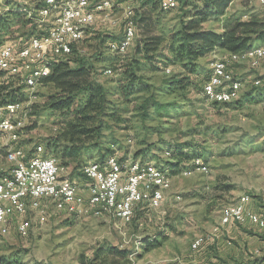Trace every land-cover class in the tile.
<instances>
[{
  "label": "rangeland",
  "instance_id": "374dc122",
  "mask_svg": "<svg viewBox=\"0 0 264 264\" xmlns=\"http://www.w3.org/2000/svg\"><path fill=\"white\" fill-rule=\"evenodd\" d=\"M0 1L6 9L0 12L7 22L6 27L0 26L3 41L0 50L6 42L18 43L31 35L39 37L43 33L38 35L44 27L34 21L28 23L30 16H39L36 8L41 2L27 7L17 0ZM147 1L116 0L106 19L98 18L85 29L83 39L74 45V52L77 58H83L93 68L97 82L107 92L106 100L120 110V121L108 122L111 129L104 131L103 147L113 145L121 161H151L162 165L168 160L164 156L172 144L181 146L183 154H187L181 157L182 166L171 170V187L165 192V201L158 210H151L145 199V203L136 208L130 224L95 209H87L79 215L70 214L63 204L51 202L47 222L36 224L27 239L14 233L0 236V258L8 259L11 264H159L175 257L189 262L198 259L201 252L191 250L193 240L208 236L219 227L225 206L241 195H249L251 208H264V89H252L257 80L264 83V59L257 65L245 59L230 63L229 69L234 75L231 77L243 85L237 96L240 99L231 106L213 104L203 97L206 95L202 84L211 72L212 63L228 58L230 52L217 48L206 53L196 60L193 72H190L193 67L184 68L180 62L169 63L173 54L168 45L183 21L180 5L164 11L160 0L154 5L142 6ZM194 2L201 5L202 0ZM155 5L156 10H153ZM18 7L23 11H18ZM129 10H132L136 23L135 37L124 54H112L108 49L111 39L106 36L113 40L122 39ZM141 16L146 18L144 23H139ZM230 17L264 21V6L258 0H232L223 15L211 17L202 23V27L221 33ZM49 24L50 21L44 26ZM155 36L165 40L157 52L161 57L154 61L156 68L151 69L148 63L141 65L138 76L142 82L136 85L137 91L125 98L119 91V79L135 57L141 40ZM251 50L262 52L264 44L255 41ZM245 53L236 55L252 57ZM138 58H142L141 55ZM182 77L188 79L183 88H169V82ZM53 91L51 85H40L32 91H25L24 99L17 100L25 106L26 113L21 115H25V124L15 141L0 129V174L6 175L12 169L7 160L10 149L21 147L30 152L43 145L46 151L44 141L58 134L59 117L43 110L47 96ZM80 100L77 98L76 104H81ZM153 101L169 106L158 109ZM6 116V112H0V120ZM141 144L147 145L149 156L137 155L134 159ZM98 152L95 151L90 158L82 155L79 166L61 163L60 177L84 184L83 167L91 161L102 162ZM46 153L61 160L54 148L47 149ZM192 153L202 156L208 170H194L182 175L181 171L189 167ZM177 195L180 200H176ZM250 227L237 225L235 228L246 232L248 237L259 236L260 242L264 240V234ZM221 239L238 245L239 239L231 238L228 233ZM112 247L126 252V256L108 254L107 250ZM244 248L248 259L245 264L264 257H257L256 248Z\"/></svg>",
  "mask_w": 264,
  "mask_h": 264
},
{
  "label": "built area",
  "instance_id": "2783aa9c",
  "mask_svg": "<svg viewBox=\"0 0 264 264\" xmlns=\"http://www.w3.org/2000/svg\"><path fill=\"white\" fill-rule=\"evenodd\" d=\"M24 6L34 2H46V9L39 16L30 19L41 28L43 39H32V35L21 42H6L0 50V91L5 82H13L14 86H24L26 91H32L40 86V80L50 73L52 60L67 59L73 53L74 45L83 39L89 20L98 11H105V19L113 9L116 0H111V10L102 9L89 13L84 9V0H17ZM93 0H91L92 5ZM264 6V0H258ZM160 7H178L177 0H160ZM6 10L1 6L0 11ZM125 30L135 32V22L132 10H129ZM50 24L44 26L45 23ZM132 41L128 40V44ZM28 44L26 55H19V46ZM112 46V54H121V48ZM241 59L251 61L254 65L264 59V50L253 57L229 53L228 58L217 59V71L212 74L213 82H203L206 89L203 96L211 103L222 105L231 102L230 96H217L214 83H223L226 87L243 86L229 85L228 77L234 76L229 69L230 63ZM219 62H226V69H219ZM46 64V73H37V65ZM168 71V70H167ZM110 72V70H107ZM264 83L253 82V87ZM264 105V103H263ZM9 112V120L0 128H5V134L13 141L17 139L18 131L24 128L26 113L22 104L15 108L0 109ZM21 116V117H20ZM169 158L170 155H165ZM7 160L12 164L11 171L0 178V236L14 233L22 239H27L35 225H43L48 219V206L51 202L63 204L68 213L79 215L87 209L112 216L124 224H130L136 208L145 203L151 210H158L165 201V192L171 187V169L151 161L125 160L119 156H108L103 162L91 161L83 167L84 184H78L69 179H62L61 164L54 156H38L37 146L30 152L21 147L8 151ZM207 165L201 156L190 160L189 167L181 171L182 175L191 174L194 170L207 171ZM176 200H180L177 195ZM249 195H241L235 202L225 206L221 211L219 227L212 234L197 237L191 244V250L198 252L205 246H214L217 240L229 232L231 227L250 224L264 229V208H251ZM257 257L264 255V240L256 248ZM133 255L131 256V258ZM159 264H190L181 257L161 261Z\"/></svg>",
  "mask_w": 264,
  "mask_h": 264
},
{
  "label": "trees",
  "instance_id": "16d2710c",
  "mask_svg": "<svg viewBox=\"0 0 264 264\" xmlns=\"http://www.w3.org/2000/svg\"><path fill=\"white\" fill-rule=\"evenodd\" d=\"M155 1L148 0L142 3V6L153 4ZM194 1L198 0H177L183 21L180 29L171 37V44L168 45L170 52L173 54L171 60L166 59L169 63L180 62L184 68L193 67L192 71H190L193 72L196 60L214 49L220 48L236 54L251 50L255 41L264 44V21L254 19L242 21L230 17L226 20V25L221 33L206 30L202 27V23L208 21L211 17L223 15L232 0H202L201 5L195 4ZM190 6L191 9L189 10L188 7ZM17 9L18 11H23L22 7ZM152 9L156 10V5ZM16 16L19 17L20 14H16ZM145 19L141 16L139 23H144ZM185 19L188 20L185 21ZM31 21L28 19L29 24L32 23ZM0 26L3 28L7 26L5 17L1 12ZM40 34L41 32L38 33V35ZM106 37L114 41V38ZM164 41L158 36L141 40L135 57L119 79V83L121 82L119 91L125 98L137 91L136 85L142 82V78L138 76L142 71L141 65L146 66L148 63L149 65L147 66L155 70L154 61L155 58L161 57L157 52ZM2 42L0 39V45ZM23 45L25 44H21V46ZM76 55L73 48L72 55L67 59L52 60L50 62V73H47L46 77L40 80L41 85H51L54 90L52 94L47 96L43 104V110H47L53 115L56 114L59 117V121H61L58 122V134L44 142H46L48 150L52 148L58 150L59 158L61 159L59 163L67 166L70 163L79 166L82 155L90 158L95 151H99L102 162L109 155L115 153L114 146L112 145L113 148L111 146L110 148L109 145L108 147H103L102 140L105 138L104 131L111 129L108 122L117 123L120 121V110L111 106L110 102L106 100L107 92L97 82L93 68L88 66L86 60L77 58ZM140 55L142 58H138ZM141 61L147 62L142 63ZM46 72L47 65L44 73ZM1 74L2 72H0ZM187 80L184 77L172 80L168 84L169 88H183ZM252 89L261 91L264 89V84L261 87H252ZM25 91L24 86H14L13 82H5L0 91V107H3L0 109H4L8 104L17 102L19 99H24ZM77 98L81 99V104H76ZM239 99L222 104L223 106H231L238 102ZM153 105L158 109H167L169 106L168 104H159L154 101ZM3 113L5 114V112ZM145 146L147 145L141 144V148L135 152L134 159H136L135 156L137 155L142 157L149 156L150 150L145 148ZM189 149L191 150V148ZM168 151L170 152V157L163 162L164 167L171 170L174 168L179 169L182 166L181 157L187 154H183L184 150L181 149V146L175 144L168 146ZM195 156L200 155L192 153L189 159L191 160ZM159 164L162 165V163ZM2 176L3 174H0V178ZM107 252L110 255L121 258L126 256V252L115 247L109 248ZM263 262L264 257L256 258L246 264H262ZM0 264H11V262L6 258H0Z\"/></svg>",
  "mask_w": 264,
  "mask_h": 264
},
{
  "label": "bare ground",
  "instance_id": "6f19581e",
  "mask_svg": "<svg viewBox=\"0 0 264 264\" xmlns=\"http://www.w3.org/2000/svg\"><path fill=\"white\" fill-rule=\"evenodd\" d=\"M101 6V0H93L91 5V0H84V9H89V13H96L97 9H99ZM164 11H170L172 10V6H164L161 7ZM46 9V2H41V5H38L36 8V12L38 14H42V11ZM102 9L104 10H111V0H103L102 1ZM98 18L105 19V11H98V14H94V16L90 17L89 25H92ZM135 37V32H131L130 30H125L124 35L122 39L120 40H114V48H121V54H124L129 46L131 44H128L129 41H133ZM32 39H43V33L39 37H32ZM4 47L1 49L3 50ZM108 49L112 52V46L108 45ZM26 51H28V44H25L21 47H19V55H26ZM245 54H248V56H256L258 54H261V50H251L249 52H246ZM46 68V64H38L37 65V73H44ZM219 69H226V63L225 62H219ZM211 72L208 75L207 80L204 82H213V75L217 71V64L216 61L212 63ZM260 82V81H256ZM228 84L229 85H242V82L236 79H233L231 76L228 77ZM242 86H234V87H226L223 83H214V92L217 96H230L233 94V98H237L239 95V92L241 90ZM261 87V86H260ZM203 93L206 95V89L202 87ZM235 99H232L233 101ZM222 103H229V102H222ZM18 105H20L19 102H13L8 104L4 109L7 108H15ZM9 120V112H7V116L0 120V125H4ZM1 130L5 131V128H0ZM38 156H44L45 149L43 145H38ZM166 155H169V152L165 153ZM109 156H116V154H111Z\"/></svg>",
  "mask_w": 264,
  "mask_h": 264
},
{
  "label": "crops",
  "instance_id": "0c3cea01",
  "mask_svg": "<svg viewBox=\"0 0 264 264\" xmlns=\"http://www.w3.org/2000/svg\"><path fill=\"white\" fill-rule=\"evenodd\" d=\"M117 152H115L116 154ZM44 156H51L48 155L45 151ZM250 225V224H247ZM250 228H257L255 226L250 225ZM236 227V226H235ZM235 227H231L229 229L228 234L232 238L235 236V238L239 239L237 240L238 245H233L232 243H229L227 241H224L223 239L219 238L217 240V246H205L202 248L199 254L198 259H194L189 261L190 264H245L246 261H248L247 258H245V246L258 248L260 246L259 236H254L253 238H256V240H253L252 237H248V234L243 231H239ZM259 233L264 234V229L257 228ZM253 242H252V241ZM261 240V239H260ZM251 241V242H248ZM246 242V243H245ZM217 251H216V250ZM199 253V251L197 252ZM171 260V259H170ZM248 263V262H247ZM264 264V262L262 263Z\"/></svg>",
  "mask_w": 264,
  "mask_h": 264
}]
</instances>
